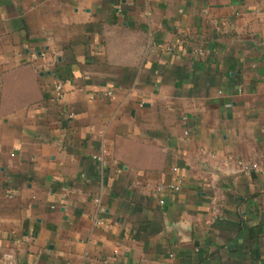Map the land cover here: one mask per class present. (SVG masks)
Instances as JSON below:
<instances>
[{
    "label": "crops",
    "instance_id": "crops-1",
    "mask_svg": "<svg viewBox=\"0 0 264 264\" xmlns=\"http://www.w3.org/2000/svg\"><path fill=\"white\" fill-rule=\"evenodd\" d=\"M0 264H264V0H0Z\"/></svg>",
    "mask_w": 264,
    "mask_h": 264
},
{
    "label": "built area",
    "instance_id": "built-area-1",
    "mask_svg": "<svg viewBox=\"0 0 264 264\" xmlns=\"http://www.w3.org/2000/svg\"><path fill=\"white\" fill-rule=\"evenodd\" d=\"M41 55H43V53ZM54 90H55V94L53 97L54 101L62 102L64 99V92H65L64 91V82L59 81L58 83H56L54 86ZM104 94L106 96H110L111 90L105 91ZM70 116H72V113L70 114ZM183 119L185 120L186 117L184 116ZM184 134H187V131H184ZM108 157H109V152H108L107 147L104 144H101L99 149L97 150V152H95L92 155V158L94 159V161L99 165L101 172H104V170L106 169V167L109 163ZM239 166H240V169L244 173H248L250 170L257 168L256 164L248 163V162H239ZM172 170H173V172H176L177 168L173 167ZM180 183H181L180 177H178L176 182H174V183L158 182V183H156L154 190L159 195L160 194H166V193H176L180 190ZM158 201L160 204H162L164 202V200L161 198H159ZM94 202H95V204L99 205L100 198L96 197L94 199ZM93 222L97 226L102 225L101 220L98 219L95 215L93 216Z\"/></svg>",
    "mask_w": 264,
    "mask_h": 264
}]
</instances>
